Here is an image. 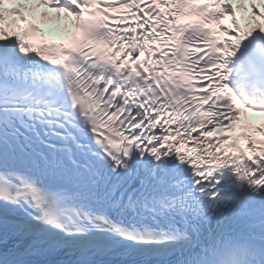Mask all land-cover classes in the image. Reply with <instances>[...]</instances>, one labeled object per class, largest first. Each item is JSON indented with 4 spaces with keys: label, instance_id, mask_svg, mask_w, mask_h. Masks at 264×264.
Segmentation results:
<instances>
[{
    "label": "snow or ice",
    "instance_id": "1",
    "mask_svg": "<svg viewBox=\"0 0 264 264\" xmlns=\"http://www.w3.org/2000/svg\"><path fill=\"white\" fill-rule=\"evenodd\" d=\"M40 3L82 31L30 43L0 0V264H264V139L220 135L264 114V25L231 0Z\"/></svg>",
    "mask_w": 264,
    "mask_h": 264
}]
</instances>
